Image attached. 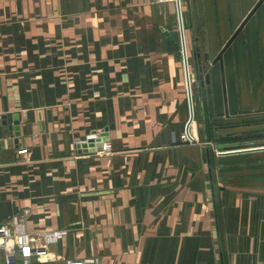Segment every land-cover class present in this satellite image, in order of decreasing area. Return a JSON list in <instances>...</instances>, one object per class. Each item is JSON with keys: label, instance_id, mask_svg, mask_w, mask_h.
<instances>
[{"label": "crops", "instance_id": "obj_1", "mask_svg": "<svg viewBox=\"0 0 264 264\" xmlns=\"http://www.w3.org/2000/svg\"><path fill=\"white\" fill-rule=\"evenodd\" d=\"M257 1L186 0L187 45L214 59ZM178 27L171 2L0 0V224L69 229L34 264H264V150H214L230 125L264 145V3L224 53L226 99L219 63L193 78L194 140ZM93 131L112 153L78 146Z\"/></svg>", "mask_w": 264, "mask_h": 264}, {"label": "built area", "instance_id": "obj_2", "mask_svg": "<svg viewBox=\"0 0 264 264\" xmlns=\"http://www.w3.org/2000/svg\"><path fill=\"white\" fill-rule=\"evenodd\" d=\"M166 1H172L176 5V0ZM101 132L89 133L83 141H79L78 146L84 142L93 141L96 143ZM182 137L185 140H190L186 132ZM25 150L22 149L21 152ZM112 151V141L105 137L101 152L108 154ZM68 233V228H54L32 233L27 230L25 218L19 215L15 216L10 224H0V252L3 253L4 264H34V258L44 259L49 256V246L64 239ZM66 264H99V259L95 256L79 257L68 259Z\"/></svg>", "mask_w": 264, "mask_h": 264}, {"label": "water", "instance_id": "obj_3", "mask_svg": "<svg viewBox=\"0 0 264 264\" xmlns=\"http://www.w3.org/2000/svg\"><path fill=\"white\" fill-rule=\"evenodd\" d=\"M262 3H264V0H258L255 3L253 8L245 16V18L240 23V25L235 29V31L230 36V38L227 40V42L221 47L220 51L217 53V55L212 61V64L219 63L220 65L222 78H223V88H224V93H225V99H226V81H225V69H224V53L231 46V44L234 42L238 34L244 28L245 24L248 22V20L256 12V10L259 8V6ZM176 6H177V13H178L179 32H180V43H177V45L181 48L180 52H181V57H182L183 64H184L185 80H186V86H187L188 98H189V104H190V117L187 123L186 133L191 140H194V138L190 134V125L194 120V104H193V92H192V85H193L192 77H194V74L192 75V71L190 70L189 52H188V45L186 42V35H185L184 12L182 9V0H176ZM192 54H193V59H194L195 77L197 81L200 83V88H202L206 84H210L211 73L209 71H205L204 73L206 66L202 62V58H201L202 54L200 51V47L196 43L192 44ZM203 61H205L206 63L208 62V53L204 54ZM2 123H6V122L3 121ZM17 134H19L18 131H17ZM106 136H107L106 132L102 131L101 136L96 141V143H94L93 141H91L89 144L84 142L81 145H79V147H83V148L89 147V150L92 152L101 150L103 140L105 139ZM262 150H264V145L221 151L220 154L228 155V154H235V153H241V152H252V151H262Z\"/></svg>", "mask_w": 264, "mask_h": 264}, {"label": "rangeland", "instance_id": "obj_4", "mask_svg": "<svg viewBox=\"0 0 264 264\" xmlns=\"http://www.w3.org/2000/svg\"><path fill=\"white\" fill-rule=\"evenodd\" d=\"M153 1L158 3V4H161V5H165L166 3H170V2L174 4V2L166 1V0H153ZM191 4L193 5V3L189 1V5H191ZM182 8H183L184 16H185V24L187 26L186 27V31H188V34H189L187 38H190V32H189L190 30H189V27H188V19L186 17V12H187L186 0H182ZM195 19H196V25H197L196 26V33L201 36L203 34L204 28L202 27V23L203 22L200 20V15L198 13H196ZM179 41H180V35H179ZM198 46L200 47V51H201V54H202V57H201L202 58V62L206 66L205 70H204V73H205V71H210L211 68L213 67V64H212L213 54L216 53V51L218 50L219 46L218 45H207V44H203V43H198ZM213 47H215V48H213ZM207 50L210 52V56L208 57V62L206 63L205 61H203V52L207 51ZM188 52H189L190 70L192 71V75L194 74V77H192V78H194V86H195L197 84V82H196L197 79L195 77L194 59H193L192 47H191L190 43H188ZM182 65H183V62H182ZM183 71H184V68H183ZM194 91L196 92V90H194ZM245 113H244V116H250L251 115V114H249L247 112H245ZM228 128L232 129V131H233V129H237V130H234L235 132H229L228 133L227 139L225 141V142H227L228 147H225V148H223L221 146L218 147V148L215 147L214 150L216 152L220 151V150L241 149V148L254 147V146H259L260 145L258 143H253L254 140H256L257 138L253 139V138H251L250 135L249 136L248 135H243L242 136L243 139H241V137H239V138L235 137L234 134L243 133L242 131H240L241 127L237 126V128H236L235 126L230 125V126H228ZM86 143L89 144L90 142H86ZM213 143L216 144V142H214V141H213ZM234 144H237V145H234ZM237 146H241V147L237 148ZM87 149H89V147H87ZM101 150H97V151L101 152Z\"/></svg>", "mask_w": 264, "mask_h": 264}]
</instances>
